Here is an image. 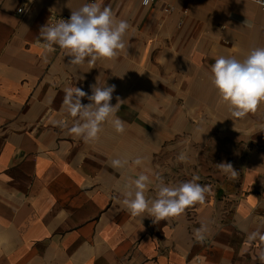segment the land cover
<instances>
[{
  "label": "crops",
  "instance_id": "0c3cea01",
  "mask_svg": "<svg viewBox=\"0 0 264 264\" xmlns=\"http://www.w3.org/2000/svg\"><path fill=\"white\" fill-rule=\"evenodd\" d=\"M91 2L129 25L118 56L73 65L58 46L45 49L50 16L70 19ZM257 47L264 11L247 0H0V264H264V105L233 118L211 83L217 58L243 60ZM97 81L116 86L112 105L124 101L122 134L105 123L85 142L51 124L71 126L66 88L91 95ZM141 172L148 199L161 182L209 191L154 223L122 204Z\"/></svg>",
  "mask_w": 264,
  "mask_h": 264
},
{
  "label": "clouds",
  "instance_id": "9594fccd",
  "mask_svg": "<svg viewBox=\"0 0 264 264\" xmlns=\"http://www.w3.org/2000/svg\"><path fill=\"white\" fill-rule=\"evenodd\" d=\"M143 2L148 5L150 0ZM128 29V23L117 20L110 7L91 2L72 11L70 19H60L55 25L43 26L40 36L45 41V49L51 51L53 46H58L64 50L70 64L87 62L94 66L98 60H113L118 56L126 46L124 38ZM211 83L228 106L231 117L243 118L255 113L264 105V47L253 48L243 60L224 56L217 58L211 66ZM115 88V85L100 87L98 81L91 86V95L78 87L66 88L61 111L72 118L71 126L63 119H53L51 124L67 129L69 134L83 138L85 142L96 140L105 123H110L117 133L122 134L125 125L116 113L124 101L117 96V103L111 104ZM85 97L90 103H82ZM111 163L114 168L123 169L129 161L114 159ZM132 163L140 167L143 160L138 157ZM216 166L225 174L237 175L230 163ZM150 183L149 175L144 172L126 182L122 189V204L132 216L151 217L154 223L178 217L187 208L203 203L209 191L207 186L194 181L181 182L178 186L161 182L156 198L148 199L145 193ZM206 230L203 226L196 230L199 241L203 242ZM256 235L253 233L250 238ZM260 239L264 240V236ZM260 258L264 260V251L260 253Z\"/></svg>",
  "mask_w": 264,
  "mask_h": 264
},
{
  "label": "built area",
  "instance_id": "2783aa9c",
  "mask_svg": "<svg viewBox=\"0 0 264 264\" xmlns=\"http://www.w3.org/2000/svg\"><path fill=\"white\" fill-rule=\"evenodd\" d=\"M155 0H150L149 4L148 5H145L143 0H141V4L143 6H149L151 5L152 3H154ZM251 3H254L255 5H257L262 11H264V0H247ZM165 11L167 12H172L173 11V8L172 7H166L165 8ZM16 13L18 15H22L23 14V8H19L17 9ZM60 19H63V20H68L69 18L66 17V16H61V15H52L50 16L49 18V21H48V25H55Z\"/></svg>",
  "mask_w": 264,
  "mask_h": 264
}]
</instances>
